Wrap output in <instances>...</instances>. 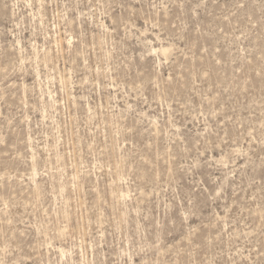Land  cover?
Here are the masks:
<instances>
[{"label": "rangeland", "instance_id": "374dc122", "mask_svg": "<svg viewBox=\"0 0 264 264\" xmlns=\"http://www.w3.org/2000/svg\"><path fill=\"white\" fill-rule=\"evenodd\" d=\"M0 264H264V0H0Z\"/></svg>", "mask_w": 264, "mask_h": 264}]
</instances>
